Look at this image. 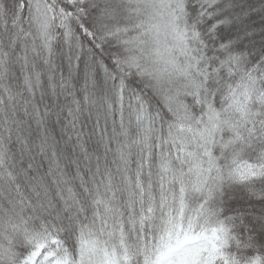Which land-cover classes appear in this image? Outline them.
<instances>
[{
	"label": "snow or ice",
	"instance_id": "obj_1",
	"mask_svg": "<svg viewBox=\"0 0 264 264\" xmlns=\"http://www.w3.org/2000/svg\"><path fill=\"white\" fill-rule=\"evenodd\" d=\"M0 264H264V0H0Z\"/></svg>",
	"mask_w": 264,
	"mask_h": 264
}]
</instances>
